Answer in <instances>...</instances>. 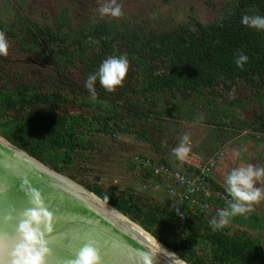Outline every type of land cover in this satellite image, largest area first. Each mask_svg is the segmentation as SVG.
<instances>
[{
	"label": "rangeland",
	"instance_id": "rangeland-1",
	"mask_svg": "<svg viewBox=\"0 0 264 264\" xmlns=\"http://www.w3.org/2000/svg\"><path fill=\"white\" fill-rule=\"evenodd\" d=\"M234 1L118 0L123 15L113 18L101 17L98 11L106 0H0V31L5 32L10 44L9 54L0 56V89L56 92L64 99L57 103L58 113L77 112L88 118L103 109L121 118L122 131L114 135L98 132L94 124L88 136L92 147L78 152L65 170L45 166L84 188V182L103 189L113 187L162 206L170 205L164 185L160 183L159 189L147 188L143 179L148 170L137 164L135 158L144 156L157 163L168 161L169 150L185 134L189 135L196 156L203 162L216 161L211 180L225 191V178L233 168L248 164L264 166V126L259 124L260 119L256 120L264 115V93L255 92L240 80L220 82L200 94L185 96L173 91L137 93L142 83L137 74L133 76L132 66L123 85L114 92L104 89L97 79V97L92 99L79 68L59 53L63 45L52 43L47 36H37L31 27L38 24L51 33L73 28L74 33L101 23L110 28L114 38L119 32H130L133 28L147 32L182 24L217 25ZM65 46L77 49L70 42ZM122 50L128 58V49ZM128 103L142 116L128 112ZM16 106L0 112V123L30 112L27 106L23 110L21 104ZM33 108L40 111L47 106L36 104ZM142 133L148 140L142 138ZM257 186L264 187V180L257 182ZM252 213L258 217L260 228L230 223L226 228L231 234L245 233L264 247V200L254 205Z\"/></svg>",
	"mask_w": 264,
	"mask_h": 264
},
{
	"label": "trees",
	"instance_id": "trees-1",
	"mask_svg": "<svg viewBox=\"0 0 264 264\" xmlns=\"http://www.w3.org/2000/svg\"><path fill=\"white\" fill-rule=\"evenodd\" d=\"M226 10L217 25L182 24L173 29L152 28L147 32L133 28L130 32H119L114 38L110 28L101 23L79 28L74 33L73 28L51 33L38 24H31V27L37 36H47L52 43L62 44L59 53L79 68L85 79L98 72L106 58L119 57L122 49H128L130 67L136 69L133 76L137 74L142 83L137 93L200 94L220 82L232 80H240L255 92L264 93V31L241 23L244 14L264 16V0H235ZM27 30L31 33L30 28ZM68 42L75 44L77 49L67 48ZM114 42H119L120 46H115ZM238 51L249 57L243 69L235 64ZM62 101L63 96L56 92L0 89L1 113L11 107L17 108L16 103L21 104V110L26 106L30 108L27 115L0 123V135L44 165L63 171L72 164L78 152L92 147L88 136L94 124L100 133L114 135L122 131L121 118L116 113L102 109L88 118L77 112L58 113L57 103ZM36 104L47 108L34 110ZM133 108L128 103V112L142 116V112L138 114ZM259 119V124L264 126V115L256 118ZM141 136L148 140L144 133ZM160 163L170 165L167 160ZM147 170L144 184L151 178L149 168ZM84 186L186 264H264V247L245 233L231 234L226 227L213 230L210 219L199 216L189 215L180 220L170 205L137 198L128 191L113 187L103 189L89 182H84ZM230 224L260 228L258 217L253 213L234 217Z\"/></svg>",
	"mask_w": 264,
	"mask_h": 264
},
{
	"label": "water",
	"instance_id": "water-1",
	"mask_svg": "<svg viewBox=\"0 0 264 264\" xmlns=\"http://www.w3.org/2000/svg\"><path fill=\"white\" fill-rule=\"evenodd\" d=\"M0 141L54 176V181L43 178L0 150V264H11V255L20 241L18 221L31 206L28 196L33 188L42 194L55 218L53 232L47 237V264H70L87 242L94 244L102 264H140V254L145 252L151 254L154 264H178L153 241L132 229V226L114 220L113 215L123 219L126 217L93 193L55 173L7 140L0 137ZM55 176L75 185L80 191L93 194L106 208L105 212L93 208L89 201L76 198L72 189L59 183L57 178L55 180Z\"/></svg>",
	"mask_w": 264,
	"mask_h": 264
},
{
	"label": "clouds",
	"instance_id": "clouds-1",
	"mask_svg": "<svg viewBox=\"0 0 264 264\" xmlns=\"http://www.w3.org/2000/svg\"><path fill=\"white\" fill-rule=\"evenodd\" d=\"M101 17L119 18L123 15L122 5L118 0H106L98 9ZM241 23L249 28L264 31V16L244 14ZM10 44L5 32L0 31V56L9 54ZM249 57L243 52L235 54V64L243 69ZM130 63L126 56H110L100 65L98 72L89 74L85 88L92 99L97 97L95 88L97 79L108 92H114L121 87L129 73ZM203 117L201 116L200 119ZM190 137L185 134L180 143L172 150L174 156L184 161L191 151ZM264 180V166L248 164L233 168L225 178L226 191L231 198L227 207L218 210L216 216L209 220L213 230H221L229 225L232 218L244 216L254 211V205L264 200V187H258L257 182ZM30 207L21 215L18 221L20 241L11 255V264H47L48 235L53 232L55 218L46 206L42 194L35 188L28 196ZM140 264H154L150 253H141ZM70 264H102L98 250L93 243H85L77 257Z\"/></svg>",
	"mask_w": 264,
	"mask_h": 264
},
{
	"label": "built area",
	"instance_id": "built-area-1",
	"mask_svg": "<svg viewBox=\"0 0 264 264\" xmlns=\"http://www.w3.org/2000/svg\"><path fill=\"white\" fill-rule=\"evenodd\" d=\"M191 151L184 160H178L173 149L168 152L170 165L151 161L140 156L135 162L144 168H149L151 179L147 181L148 187L160 188L164 185V192L180 220L187 216H199L211 219L218 210L227 207L230 197L224 189H220L211 180V172L216 166L214 159L203 162ZM181 210L185 212H181Z\"/></svg>",
	"mask_w": 264,
	"mask_h": 264
},
{
	"label": "bare ground",
	"instance_id": "bare-ground-1",
	"mask_svg": "<svg viewBox=\"0 0 264 264\" xmlns=\"http://www.w3.org/2000/svg\"><path fill=\"white\" fill-rule=\"evenodd\" d=\"M0 150H2L4 153L8 154L10 159H12L13 161H17L18 163L24 165L25 167H27L29 170H32L34 172H36L38 175L40 174L43 178H48L49 180L54 178V176L52 177V173L48 172L47 170L43 169L41 166L37 165L36 163H34L33 161L29 160L28 158L22 156L21 154H19L18 152H16L15 150H13L12 148H10L8 145H6L5 143H3L2 141H0ZM60 176H55V180L56 178L58 179V182L61 183L62 185L69 186V188L72 189L74 195L76 196V198H81L84 201H89L90 205L95 208L96 210L100 211V212H105L104 210V206L102 205L101 202H99L96 197H94L93 194L91 193H87L86 191H80V188L78 189L75 185L73 186V184L67 183L63 178H59ZM54 181V180H53ZM68 184V185H67ZM102 206V207H101ZM106 209V208H105ZM112 217V216H111ZM114 220L122 223L123 225H126V223L130 226H132L134 230H137L139 233H142L146 238L150 239L151 241H153L156 245H158L164 252H166L171 258H173L178 264H186L184 261H182L180 258H178L174 253H172L169 249H165V247L163 245H161L160 243H157L150 234H146L145 231L140 227H138L137 225H133L129 222V220L127 218H121L119 215H113L112 217Z\"/></svg>",
	"mask_w": 264,
	"mask_h": 264
}]
</instances>
